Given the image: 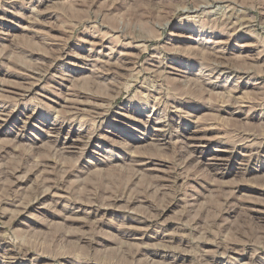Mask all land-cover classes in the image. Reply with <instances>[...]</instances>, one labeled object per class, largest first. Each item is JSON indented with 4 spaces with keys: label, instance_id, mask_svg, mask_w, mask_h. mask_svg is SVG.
<instances>
[{
    "label": "rangeland",
    "instance_id": "374dc122",
    "mask_svg": "<svg viewBox=\"0 0 264 264\" xmlns=\"http://www.w3.org/2000/svg\"><path fill=\"white\" fill-rule=\"evenodd\" d=\"M0 264H264V0H0Z\"/></svg>",
    "mask_w": 264,
    "mask_h": 264
}]
</instances>
